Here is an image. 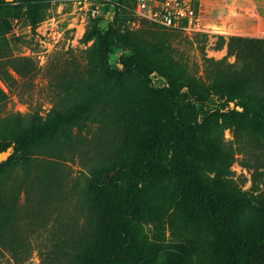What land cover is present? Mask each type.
Masks as SVG:
<instances>
[{
	"label": "trees",
	"instance_id": "1",
	"mask_svg": "<svg viewBox=\"0 0 264 264\" xmlns=\"http://www.w3.org/2000/svg\"><path fill=\"white\" fill-rule=\"evenodd\" d=\"M25 2L36 29L44 0H0V82L18 95L37 69L32 59L14 55L7 38V18ZM119 2L125 11V0ZM142 25L123 31L119 15L106 29L93 21L82 61L56 55L46 67L54 92L46 115L6 113L9 97L0 87V153L14 150L0 164V261L31 264L37 252L39 264L148 263L135 231L166 199L163 214L173 235L185 240L171 248L188 251V264H201V255L208 264H264V162H240L253 170L252 188L243 190L226 177L236 162L222 140L226 124L211 127L209 115L198 121L218 98L224 108L243 109L221 116L244 123L234 130L237 139L254 130L264 141V52L243 50L244 43L264 41L229 39L237 63L207 59L201 80L172 60L169 38L177 31ZM225 43L221 38L219 49ZM114 49L125 54L111 65ZM154 72L164 87L152 84ZM92 125L88 139L83 133L91 134Z\"/></svg>",
	"mask_w": 264,
	"mask_h": 264
},
{
	"label": "rangeland",
	"instance_id": "2",
	"mask_svg": "<svg viewBox=\"0 0 264 264\" xmlns=\"http://www.w3.org/2000/svg\"><path fill=\"white\" fill-rule=\"evenodd\" d=\"M125 2L126 10L122 11L119 0H44V19L36 29L30 25L26 2L17 4L18 13L7 18L11 25L7 38L10 40L14 55L32 59L37 69L32 81L19 90V95L18 92L9 93L7 87L0 82V87L9 97L5 112L26 114L30 110H38L41 115L48 113L52 107L54 92L46 67L56 55L82 61V51L90 45L86 46L83 43V36L93 21H99V26L106 29L107 25L115 21L119 15L123 31L140 30L143 25L139 29H134L130 25L133 21V1L125 0ZM203 3V30L194 35L172 32L169 38L172 60L184 67L190 75L201 80H205L209 68L207 59L215 61L226 59V63H237L236 55L229 56V39L264 41V0H203ZM221 38H224L226 43L219 49ZM243 46L246 56L264 52V44L249 42L244 43ZM124 54L123 50L114 49L110 64L116 65ZM151 81L158 88L166 85V80L156 72L151 75ZM224 102L218 98L213 99L204 108V112L207 111L206 117L200 115L198 121L203 123L209 115L211 127L226 124L223 126L225 129L222 140L232 150L236 161L226 177L237 182L247 191L253 185V170L242 168L240 162L245 161L252 166L259 158L258 161L263 163L264 141L261 138L262 134L254 130H251L250 134L245 131L242 134L239 130L242 135L237 139L234 130L240 129L244 123L235 126L231 121H224L221 116L230 113L231 110L242 113L243 109L234 103L224 108ZM96 128L97 125H92L91 134L83 133V135L89 139ZM209 131L207 128L205 133ZM218 131L220 136V130ZM218 131L215 130L213 133L218 134ZM204 168L205 172L214 175V167ZM71 169L74 176L80 166L76 164ZM262 171L264 173V168ZM166 209H168L166 199L154 203L152 209L147 211L148 222L135 231L138 238L147 245L145 252H148L150 259L148 263L142 261L141 264H188V251L184 254L171 248L176 245L182 246L185 240L180 239L177 233L173 235V230L163 214ZM198 258H202L201 264H208V259L204 255L196 259ZM30 262L40 263L37 252L33 253ZM0 264H12V262L5 257Z\"/></svg>",
	"mask_w": 264,
	"mask_h": 264
},
{
	"label": "built area",
	"instance_id": "3",
	"mask_svg": "<svg viewBox=\"0 0 264 264\" xmlns=\"http://www.w3.org/2000/svg\"><path fill=\"white\" fill-rule=\"evenodd\" d=\"M203 7V0H135L130 25L139 29L145 22L194 35L203 30Z\"/></svg>",
	"mask_w": 264,
	"mask_h": 264
},
{
	"label": "water",
	"instance_id": "4",
	"mask_svg": "<svg viewBox=\"0 0 264 264\" xmlns=\"http://www.w3.org/2000/svg\"><path fill=\"white\" fill-rule=\"evenodd\" d=\"M7 2H13V0H6ZM13 147H10L6 152L0 153V164L6 162L13 154Z\"/></svg>",
	"mask_w": 264,
	"mask_h": 264
},
{
	"label": "crops",
	"instance_id": "5",
	"mask_svg": "<svg viewBox=\"0 0 264 264\" xmlns=\"http://www.w3.org/2000/svg\"><path fill=\"white\" fill-rule=\"evenodd\" d=\"M203 6H204V3H203Z\"/></svg>",
	"mask_w": 264,
	"mask_h": 264
}]
</instances>
